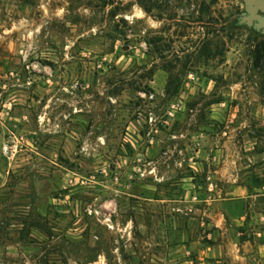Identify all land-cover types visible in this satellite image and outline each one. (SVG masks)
I'll return each instance as SVG.
<instances>
[{
	"label": "rangeland",
	"instance_id": "374dc122",
	"mask_svg": "<svg viewBox=\"0 0 264 264\" xmlns=\"http://www.w3.org/2000/svg\"><path fill=\"white\" fill-rule=\"evenodd\" d=\"M247 15L0 0V264H264V34Z\"/></svg>",
	"mask_w": 264,
	"mask_h": 264
},
{
	"label": "water",
	"instance_id": "95a60500",
	"mask_svg": "<svg viewBox=\"0 0 264 264\" xmlns=\"http://www.w3.org/2000/svg\"><path fill=\"white\" fill-rule=\"evenodd\" d=\"M247 16L241 18L242 23L247 26H253L262 31L264 34V0H243Z\"/></svg>",
	"mask_w": 264,
	"mask_h": 264
},
{
	"label": "built area",
	"instance_id": "2783aa9c",
	"mask_svg": "<svg viewBox=\"0 0 264 264\" xmlns=\"http://www.w3.org/2000/svg\"><path fill=\"white\" fill-rule=\"evenodd\" d=\"M25 140L22 136L13 135L11 139L5 142L1 147V155L8 161H12L21 150Z\"/></svg>",
	"mask_w": 264,
	"mask_h": 264
},
{
	"label": "flooded vegetation",
	"instance_id": "af4514ba",
	"mask_svg": "<svg viewBox=\"0 0 264 264\" xmlns=\"http://www.w3.org/2000/svg\"><path fill=\"white\" fill-rule=\"evenodd\" d=\"M255 25H256V22H254V24H253V26H252V27H255Z\"/></svg>",
	"mask_w": 264,
	"mask_h": 264
}]
</instances>
